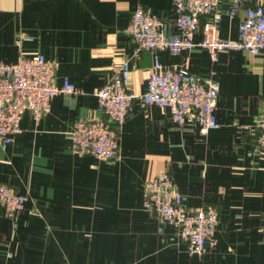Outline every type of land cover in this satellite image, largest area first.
<instances>
[{"label": "crops", "instance_id": "1", "mask_svg": "<svg viewBox=\"0 0 264 264\" xmlns=\"http://www.w3.org/2000/svg\"><path fill=\"white\" fill-rule=\"evenodd\" d=\"M139 4L177 32L174 0H0V60H17L24 35L25 54L57 60L56 83L68 78L82 90L57 95L39 121L26 110L14 140L0 145V181L29 198L15 219L0 205V264H264V153L255 151L264 53L223 51L216 62L200 47L135 56L126 28ZM220 9L221 37L237 39L244 8L234 18L228 0ZM155 53L220 81L219 128L179 127L165 109L138 99L116 159L76 152L74 123L103 117L95 91L128 60L130 87L145 92ZM164 170L188 208L219 211L217 245L203 258L144 209L145 183Z\"/></svg>", "mask_w": 264, "mask_h": 264}, {"label": "built area", "instance_id": "2", "mask_svg": "<svg viewBox=\"0 0 264 264\" xmlns=\"http://www.w3.org/2000/svg\"><path fill=\"white\" fill-rule=\"evenodd\" d=\"M223 0H174L178 13L177 32L169 33L164 22L139 4L126 28L135 44L134 54L142 51L168 50L172 54L204 48L212 62L223 51H247L257 56L264 53V0H228L230 16L245 14L239 23L237 39L221 37ZM205 20L202 22V20ZM200 32L201 38L195 39ZM22 35L17 44L20 53L15 62L0 60V145L6 147L20 131L22 116L30 110L36 121L47 114L53 99L59 94H80L82 90L68 78L63 85L56 83L59 62L42 53L27 55L22 50ZM130 65L126 60L114 77L95 94L98 110L103 117L77 120L70 137L73 148L80 154H91L98 160L118 157L120 133L136 100L144 106L157 105L169 114L179 127L197 125L202 134L220 126L216 116L220 81L202 79L193 74L187 64L167 65L155 53L149 70L145 92H135L129 84ZM260 129L255 151L264 153V112L259 116ZM144 209L160 224L174 226L190 255L203 258L216 245L219 211L214 206L188 208L166 170L148 179L144 186ZM28 196L17 192L10 184L0 181V205L7 217L15 219L25 207Z\"/></svg>", "mask_w": 264, "mask_h": 264}]
</instances>
